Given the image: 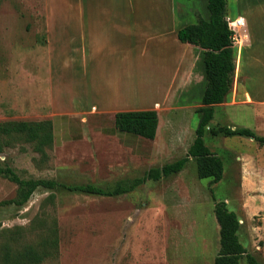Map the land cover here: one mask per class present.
Listing matches in <instances>:
<instances>
[{"label": "rangeland", "instance_id": "rangeland-1", "mask_svg": "<svg viewBox=\"0 0 264 264\" xmlns=\"http://www.w3.org/2000/svg\"><path fill=\"white\" fill-rule=\"evenodd\" d=\"M226 12L231 19L246 20L249 39L240 32L237 36L243 45L241 74L247 77L233 80L226 100L214 106L210 127H248L264 136V0H226ZM46 28L45 0H0V122L48 119L53 132V142L43 151L35 149V142L11 138L5 144L1 139L0 166L12 167L24 179L59 184L38 187L21 206L0 204V264L6 251L13 258L28 245L41 249L55 240L33 264H214L220 244L213 209L220 200L239 219V241L264 264V145L251 138L206 132L205 143L224 164L217 183L198 178L196 161L190 158L178 173L145 180L119 195L84 194L62 186L112 189L184 156L195 137L202 89H179L180 95L191 96L189 102L157 101L158 136L144 143L136 138L130 146H119L120 137L96 133L91 120H52L50 96L57 80L49 73ZM137 65L130 101L148 106L162 100L167 88L140 87L137 82L143 76H164V63L158 72L149 57ZM64 106L78 108L75 103ZM17 194L18 186L0 176V202ZM239 264H248L245 256Z\"/></svg>", "mask_w": 264, "mask_h": 264}, {"label": "crops", "instance_id": "crops-1", "mask_svg": "<svg viewBox=\"0 0 264 264\" xmlns=\"http://www.w3.org/2000/svg\"><path fill=\"white\" fill-rule=\"evenodd\" d=\"M45 8L47 61L51 79L57 80L54 94L51 88L53 111L50 119L75 116L83 122L91 120L95 122L96 133L120 137L119 146H130L136 138L141 143L149 139L116 129V112L155 110L158 114L156 138L160 126L159 111L154 107L159 105L157 101L164 103L168 98H181V102H189L191 96L188 93H179V89L188 87L202 89V96L205 86L203 49L181 42L177 31L196 22L197 15L208 19L206 0H193L192 3L177 0H45ZM227 17L230 18L226 12ZM237 17L244 21L239 32L247 42L246 20ZM236 46L233 80L238 81L247 76L241 74L240 68L243 45L234 44ZM148 57L155 63L156 72L164 63L161 70L164 76H143L138 85L167 89L161 92L164 93L162 100L156 99L152 105L144 106L146 103L131 102L128 90L136 79L137 62ZM161 76L164 77L163 84L158 79ZM74 103L78 108L64 106ZM56 106L58 112H55Z\"/></svg>", "mask_w": 264, "mask_h": 264}, {"label": "trees", "instance_id": "trees-1", "mask_svg": "<svg viewBox=\"0 0 264 264\" xmlns=\"http://www.w3.org/2000/svg\"><path fill=\"white\" fill-rule=\"evenodd\" d=\"M209 12L208 19L197 15L196 22L189 23L178 29L177 37L181 42H187L203 49L205 86L197 107L198 123L195 137L187 148L186 154L161 167H151L145 175L134 178L128 185L118 184L112 189H103L93 184L62 185L72 192L114 196L131 191L145 180L157 181L181 171L190 158L196 161L197 177L211 178L213 183L221 180L224 171L222 158L213 152L205 143L204 136L209 132L212 136H240L253 138L259 145H264V136L256 134L248 127H231L227 125L210 127L214 116V106L223 103L229 95L235 72L236 47L231 35L232 30L226 21V0H206ZM114 126L121 132L153 140L158 126V114L153 109L118 111L114 115ZM5 144L11 138H21L27 142H35V149L43 151V146L53 142L52 122L48 119L40 121H3L0 122L1 139ZM0 176L7 178L18 186V194L13 199L3 200L0 204L21 206L27 202L38 187L53 189L59 184L53 179L21 178L10 166H0ZM212 198H214L212 192ZM214 216L219 226V251L214 258V264H239V259L245 256L248 264H259L253 255L247 252L239 241V219L234 211L227 208L224 200L214 204ZM42 244L41 249L32 245L18 251L10 258V252L4 254V264H33L44 258L47 248L55 244Z\"/></svg>", "mask_w": 264, "mask_h": 264}, {"label": "built area", "instance_id": "built-area-1", "mask_svg": "<svg viewBox=\"0 0 264 264\" xmlns=\"http://www.w3.org/2000/svg\"><path fill=\"white\" fill-rule=\"evenodd\" d=\"M226 21L228 23L229 28L232 30L231 39L234 44H239L241 38H238L239 36V30L244 27V21L242 18L236 17L234 19H231L229 17L226 18ZM238 35V36H237ZM240 37V36H239Z\"/></svg>", "mask_w": 264, "mask_h": 264}, {"label": "bare ground", "instance_id": "bare-ground-1", "mask_svg": "<svg viewBox=\"0 0 264 264\" xmlns=\"http://www.w3.org/2000/svg\"><path fill=\"white\" fill-rule=\"evenodd\" d=\"M240 43V42H239ZM240 45H241V43H240Z\"/></svg>", "mask_w": 264, "mask_h": 264}, {"label": "water", "instance_id": "water-1", "mask_svg": "<svg viewBox=\"0 0 264 264\" xmlns=\"http://www.w3.org/2000/svg\"><path fill=\"white\" fill-rule=\"evenodd\" d=\"M251 139H253V138H251Z\"/></svg>", "mask_w": 264, "mask_h": 264}]
</instances>
